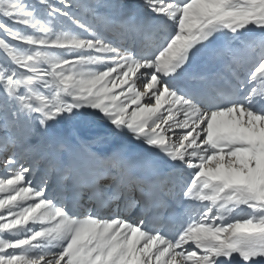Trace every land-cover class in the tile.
<instances>
[{
	"label": "snow or ice",
	"instance_id": "obj_1",
	"mask_svg": "<svg viewBox=\"0 0 264 264\" xmlns=\"http://www.w3.org/2000/svg\"><path fill=\"white\" fill-rule=\"evenodd\" d=\"M0 264H264V0H0Z\"/></svg>",
	"mask_w": 264,
	"mask_h": 264
}]
</instances>
